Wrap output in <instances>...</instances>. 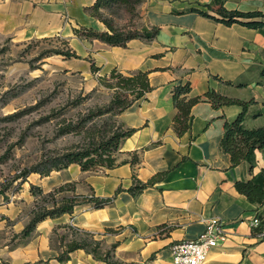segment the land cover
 Masks as SVG:
<instances>
[{"label": "crops", "instance_id": "obj_1", "mask_svg": "<svg viewBox=\"0 0 264 264\" xmlns=\"http://www.w3.org/2000/svg\"><path fill=\"white\" fill-rule=\"evenodd\" d=\"M93 1L0 0V30L21 40L59 35L68 43L78 41L73 29L79 25L107 29L87 10ZM224 5L264 12V0H226ZM191 6L204 8L191 0H141L136 5L140 28L158 25L153 38H131L124 46L98 38L83 40V53H77L89 58L90 87L97 83L90 69L93 61L103 72L112 67L147 70L152 88L118 113L123 126L134 128L119 144L120 163L89 171L70 163L47 175L31 172L38 179L30 183L44 191L72 183L65 196L92 192L106 197L114 195L118 186L123 189L104 206L79 203L71 213L39 220L25 242L9 249L11 264L33 259L48 264H111L83 248L58 262L59 236L69 225L99 240L101 254L115 243L111 258L122 264H174L171 243L196 236L213 216L223 220L227 235L208 250L206 264H264V237L252 232L249 224L256 205L234 185L264 165V147L255 149L252 170L246 161L233 165L220 138L224 122L231 121L242 106H213L204 96L213 89L251 99L245 126L264 124V28L225 25L192 11ZM186 80L190 90L185 96L201 98L190 108L189 127L179 134L173 125L172 88ZM133 154L137 156L134 167L129 162ZM133 173L139 181L152 179L136 195L125 189L133 183Z\"/></svg>", "mask_w": 264, "mask_h": 264}, {"label": "rangeland", "instance_id": "obj_2", "mask_svg": "<svg viewBox=\"0 0 264 264\" xmlns=\"http://www.w3.org/2000/svg\"><path fill=\"white\" fill-rule=\"evenodd\" d=\"M140 1L113 3L102 8L100 15L117 28L139 29L136 5ZM205 1L191 0L193 4ZM74 34L79 40L68 39V43L59 35L21 40L0 30V264H11L9 249L25 242L21 230L33 216L32 210L42 204L50 207L53 198L60 199L66 189L73 187L67 183L48 191L41 188L42 192L34 194L29 184L37 182L38 176L30 172L21 182L19 173L50 156L82 148L119 127L125 128L118 113L107 109L113 88L97 79L105 72L99 68L92 72L97 83L90 87L86 55L65 57L53 53L38 59L40 51L51 47L71 46L83 53L81 45L87 38ZM20 110H24L21 115L12 116ZM75 231L69 228L63 234L68 238L83 236ZM37 260L38 264H48L43 259L20 264Z\"/></svg>", "mask_w": 264, "mask_h": 264}, {"label": "trees", "instance_id": "obj_3", "mask_svg": "<svg viewBox=\"0 0 264 264\" xmlns=\"http://www.w3.org/2000/svg\"><path fill=\"white\" fill-rule=\"evenodd\" d=\"M139 0H94L93 3L87 7L90 13L102 21L107 29H96L92 27L80 26L74 28V32L82 38H98L111 45L124 46L131 38H153L158 30V25L151 27H141L139 29H131L126 27L117 28L112 24L111 20L100 15V10L113 3H134ZM226 0H207L201 3L204 8L191 6L192 11L212 19L216 22H221L225 25L232 23H239L247 27H262L264 28V12L262 10H240L237 8H227ZM179 11V10H176ZM81 29V33H78ZM62 54L65 57H80V55L70 46L64 49L59 47H51L40 51L37 55L38 59L50 54ZM97 66L91 61L90 69L92 72L98 70ZM261 74L264 75V65L261 68ZM99 82H104L106 85L113 88V96L107 109L113 112L120 113L123 109L131 105L136 99L145 96L151 90L152 86L149 83L148 71L142 69L122 71L116 67H112L108 72L97 76ZM228 82V81H227ZM190 90V81L178 82L172 88L173 104L176 112L173 116V125L177 133H182L189 127L188 118L191 106L200 100V95L186 97L185 93ZM204 96L211 101L213 106H220L223 104L237 103L242 106L241 111L231 120L224 122V131L220 138L221 148L228 152L230 160L233 165L246 161L249 165V170L253 169L255 164V149L264 147V124L257 127H247L244 124L246 111L249 103L253 100H242L221 94L213 89H209L204 93ZM24 110L12 113V116H19ZM66 129V128H65ZM64 129V130H65ZM134 128L125 127L113 130L107 136H101L96 142L90 143L82 148L69 150L56 156H50L43 160L41 164H34L25 168L19 173L21 182L26 180L30 172H38L40 175H47L52 170H58L68 166L70 163L79 164L81 170H101L103 168L113 167L120 163L118 161L117 152L119 151V144L121 140L130 135ZM137 161L136 154H133L129 162L134 167ZM162 173H157L161 175ZM156 177V175H155ZM154 177V178H155ZM152 179L143 182L135 178L133 173V183L125 188L132 195H136L146 185L151 183ZM236 189L244 194L246 198L256 205L255 215L260 219V224L252 228L255 233L260 226L264 225V165L256 172H252L251 176L245 180H236L234 183ZM62 187V186H59ZM118 186L115 194L122 190ZM31 193H40L42 189L38 185L30 183ZM2 192V190H0ZM112 196L99 197L94 193L81 194L73 193L69 196H62L60 199L53 198L50 207L42 204L33 209V216L24 225L21 230L23 238L28 237L33 231L36 223L45 217H55L64 212L71 213L74 205L79 203H90L93 207H101L109 204L115 197ZM73 233L78 230L74 226H70ZM82 237H71L66 240V235L59 236L60 251L55 256L58 262H63L70 257V252L77 248H83L90 251L94 257L104 260L106 263L122 264L117 259H112L110 250L115 246L111 244V248L105 250L102 254L99 253L100 241L89 237L88 232L79 231ZM39 260L34 261L33 264H38ZM24 264H30L25 262Z\"/></svg>", "mask_w": 264, "mask_h": 264}, {"label": "built area", "instance_id": "obj_4", "mask_svg": "<svg viewBox=\"0 0 264 264\" xmlns=\"http://www.w3.org/2000/svg\"><path fill=\"white\" fill-rule=\"evenodd\" d=\"M251 228L260 224V219L255 215L250 218ZM255 233L264 237V225ZM223 220L218 216L210 217L205 227L194 237L175 240L170 245V254L174 264H206L207 252L212 247L226 238Z\"/></svg>", "mask_w": 264, "mask_h": 264}]
</instances>
